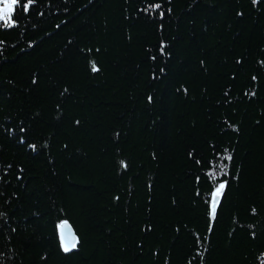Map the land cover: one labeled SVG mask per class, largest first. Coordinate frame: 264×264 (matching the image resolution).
I'll use <instances>...</instances> for the list:
<instances>
[{
    "label": "trees",
    "instance_id": "obj_1",
    "mask_svg": "<svg viewBox=\"0 0 264 264\" xmlns=\"http://www.w3.org/2000/svg\"><path fill=\"white\" fill-rule=\"evenodd\" d=\"M12 19L0 264H264V0H35Z\"/></svg>",
    "mask_w": 264,
    "mask_h": 264
},
{
    "label": "snow or ice",
    "instance_id": "obj_2",
    "mask_svg": "<svg viewBox=\"0 0 264 264\" xmlns=\"http://www.w3.org/2000/svg\"><path fill=\"white\" fill-rule=\"evenodd\" d=\"M34 2L35 0H26V2L25 0H0V22H2L0 23V27L13 26L15 21L12 19V13L18 10V7H22L23 11L27 12L29 5L33 4ZM151 7L158 8L159 5H152ZM162 14L163 13H161V15ZM91 68H92V71L99 70L97 66L95 65V62H92ZM253 79H255V77ZM226 158L230 161L231 155H228ZM121 163L125 167L127 166L124 162H121ZM224 167L226 168L227 166L225 165ZM221 174H226L223 172V169H221ZM213 178H214V174L210 176V179H213ZM226 185H227V181L220 182L218 185H214V191L210 193L209 195L210 215L212 217L215 216L217 204L219 202V199L223 196V192H224V189L226 188ZM253 212H255V209H253ZM59 227L61 229V241H62L63 251L69 252L72 249L76 248L77 244L79 243L78 237H76L74 234L65 236L63 230L66 227V223L61 224ZM253 235H255L254 232H253Z\"/></svg>",
    "mask_w": 264,
    "mask_h": 264
},
{
    "label": "water",
    "instance_id": "obj_3",
    "mask_svg": "<svg viewBox=\"0 0 264 264\" xmlns=\"http://www.w3.org/2000/svg\"><path fill=\"white\" fill-rule=\"evenodd\" d=\"M64 223H66V227H65V229L63 230L65 236H69L70 234H74L76 237H78V234H77V232H76L74 226H73L69 221H63L61 224H64ZM61 224H60V225H61ZM60 225H59V226H60ZM59 226H58V234H59V239H60V243H61V247H62V241H61V229H60ZM78 239H79V237H78ZM78 245H79V243L77 244V247H76V248L72 249V250L69 251V252H65V251H64V252H65V253H71V252H74V251H76V250L78 249ZM62 249H63V248H62Z\"/></svg>",
    "mask_w": 264,
    "mask_h": 264
}]
</instances>
